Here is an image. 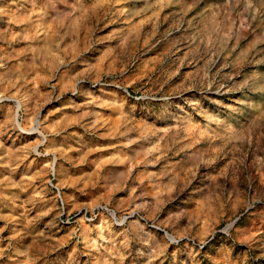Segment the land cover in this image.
<instances>
[{
  "label": "rangeland",
  "instance_id": "1",
  "mask_svg": "<svg viewBox=\"0 0 264 264\" xmlns=\"http://www.w3.org/2000/svg\"><path fill=\"white\" fill-rule=\"evenodd\" d=\"M0 264H264V0H0Z\"/></svg>",
  "mask_w": 264,
  "mask_h": 264
},
{
  "label": "built area",
  "instance_id": "2",
  "mask_svg": "<svg viewBox=\"0 0 264 264\" xmlns=\"http://www.w3.org/2000/svg\"><path fill=\"white\" fill-rule=\"evenodd\" d=\"M52 185H53V184H52ZM58 199H59L60 207H61L63 210H65V203H64V200H63L62 196L60 195V193H59V195H58Z\"/></svg>",
  "mask_w": 264,
  "mask_h": 264
}]
</instances>
